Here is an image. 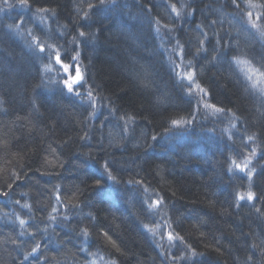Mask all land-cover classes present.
Wrapping results in <instances>:
<instances>
[{"label":"trees","instance_id":"1","mask_svg":"<svg viewBox=\"0 0 264 264\" xmlns=\"http://www.w3.org/2000/svg\"><path fill=\"white\" fill-rule=\"evenodd\" d=\"M237 3L0 0V264H264V100L232 61L264 57V0ZM57 51L63 63L79 53L82 95L64 88Z\"/></svg>","mask_w":264,"mask_h":264},{"label":"rangeland","instance_id":"2","mask_svg":"<svg viewBox=\"0 0 264 264\" xmlns=\"http://www.w3.org/2000/svg\"><path fill=\"white\" fill-rule=\"evenodd\" d=\"M188 12H185L184 15H187ZM242 22V20H241ZM199 32V31H198ZM258 32L261 34L262 32H264V30L259 29ZM235 34V33H234ZM256 35L258 33H255ZM172 35V34H171ZM175 35V34H173ZM169 39V37L167 38ZM261 39L264 42V36L261 35ZM167 42V40H166ZM168 43V42H167ZM215 45V44H214ZM232 45H234L232 43ZM182 46V44H181ZM168 57L170 59V61L172 60V63L176 66H174V68L176 69L178 76L181 77V80H184L189 86H188V92L193 95V97L195 98L198 108L200 110V112L203 113V115H206L207 117H213L215 119H217L218 116L221 115L220 111H216L213 110L212 108H210L208 106V103L205 102V99H202V93L204 92V88L202 86H197L195 84V80H194V72L193 69L190 66H187V68H185V66H183L181 60H182V53H180L177 49H175L174 47H172L171 45L168 46ZM182 48L185 49V46ZM218 46L215 47V49L217 50ZM190 52V51H189ZM187 52V53H189ZM185 53V52H184ZM219 53V52H218ZM190 54L195 58L197 55L194 52H190ZM191 59H186L185 61H189ZM231 59H228V61H230ZM236 60V59H234ZM239 65L236 66L237 68V75L240 76V78L250 86V88L252 89V92L254 94L257 95V97H259L260 99L262 98L264 100V67L256 65L253 66L254 64L250 62V58L248 57H242L239 59ZM71 63V62H70ZM235 63V62H234ZM54 64H55V69L57 71V75L63 76L64 79H62V83L64 85V88L66 89V91L68 92L67 87L64 84V80L68 79L69 76H74L75 75V65L72 67V69L70 70V72L65 73L63 68L61 67V65L56 63V60H54ZM192 64V63H191ZM76 65H78L77 61H76ZM189 65V64H188ZM236 65V64H235ZM79 66V65H78ZM80 68V67H79ZM81 71V68H80ZM191 73L192 74V79L189 80L187 79V75ZM81 83V82H80ZM80 83H78L76 86H74V91L71 94L77 95L76 93L78 92L77 89L80 87ZM79 86V87H78ZM201 89H203V91H201ZM81 93V92H79ZM201 99V100H200ZM223 132L225 133H229L231 134V131L227 130H223ZM241 168H243L245 171L246 168L248 167L247 163H242L240 164ZM247 165V167L245 168L244 166ZM235 167V165L233 166ZM156 202V201H155ZM154 206L152 207V209H155V227L157 230V232H163L164 237L162 239H158L160 241H163L165 244H167L170 239H169V234H167V230L166 227L164 225V221L162 216L160 215L158 208H159V203L153 204ZM162 230V231H161ZM155 233V235H158V238L160 237V235L158 233ZM87 264H108L106 262H102L98 257H92Z\"/></svg>","mask_w":264,"mask_h":264},{"label":"snow or ice","instance_id":"3","mask_svg":"<svg viewBox=\"0 0 264 264\" xmlns=\"http://www.w3.org/2000/svg\"><path fill=\"white\" fill-rule=\"evenodd\" d=\"M104 2H105V0H101V3H104ZM18 3H19L20 6H29V0H18ZM232 3H233L234 5H236L237 8L240 7V5L237 3V0H232ZM9 6H11V5H9ZM88 7H89V8H93L94 5L89 4ZM171 7H172V11L175 12V13L177 14V16H179V15H180V12H179V10L176 8V5L173 4V5H171ZM37 11H38V12H46V11H48V9H37ZM247 15H248V17H249V21H248V22H249V24L251 25V27H252V28H258V25H257V24L251 19V17H252V13H251V12H248ZM262 18H264V17H258V19H262ZM79 35H80V36H84L85 33H84L83 31H81V32L79 33ZM261 35L264 36V32H262ZM35 41H36V37H33V42H35ZM218 43H219V41H218ZM203 44H204V41L201 40V41H200V45L203 46ZM48 47H49V49L51 50V47H52V46L49 45ZM40 50H41V52H43V51H44V47L41 46V49H40ZM197 51H198V52L201 51V48H198ZM50 56H51V52H49V57H50ZM78 56H79V53H77L76 56H73V57L71 58V63H63L60 52H59V51L56 52V57H55L56 63L59 64V65H61V67L63 68V70H64L65 73L70 72V70L72 69V67L75 65V75H74V76H69L68 79L64 80V84H65V86L67 87L69 93H72V92L74 91V86H76L78 83H80V82L83 81V75H82V73H81V71H80V68H79L78 65H76V60H77V57H78ZM217 58H218V57H214V59H217ZM234 59H235V58H234ZM236 62L239 63L240 61H239L238 59H236ZM229 63L231 64L232 61H229ZM262 66H264V65H262ZM44 67H45V69H48V68L51 67V64L45 65ZM262 75H264V74H262ZM187 79H189V80L192 79V74H191V73H189V74L187 75ZM201 91H203V89H201ZM76 94H77V95H82V93H79V92H77ZM92 96H93L92 92L89 91V92H88V98H89L90 102L92 103V105H93V107H94V106H95V101H94V99H92ZM213 107H214V106H213ZM171 123H172L173 125H181L182 123H184V121H181V120H172ZM187 123H191V121H188ZM165 131H168V129H166ZM247 139H248L249 141H251V140L253 139V137L249 136V137H247ZM253 153H255V149H253ZM235 167L238 168V169H241L242 171L244 170L243 168H241V165H240V164H235ZM244 167L246 168L247 165H245ZM231 170H232V169H231V167H230V168H229V171H231ZM247 175H248L249 177H251V176H252V172H248ZM108 179H110V180H114L115 177H113V176H111V175L109 174ZM100 183H101L100 180H96V181H95V184H96V185H99ZM245 195H246V197H247L248 200H252V199H253V196H254V193H252L251 191H249V192L246 193ZM243 198H244V196H238V199H243ZM153 203L156 204V203H159V202L156 201V202H153ZM24 207H28V206H27V205H24ZM149 207H152V205H149ZM53 211H55V209H53ZM257 211H259V209H257ZM17 219H19V217H18ZM19 223H20V225H21L22 227L25 225V221H24L23 219H19ZM87 234H88V233H87V230L85 229V230H84V235H87ZM21 235H23V233H21ZM172 238H173L172 235L169 234V239L171 240ZM178 238L181 239V240L183 239L182 237H178ZM39 247H40L39 244H37L35 247H33V248H32V253H36L37 250L39 249ZM252 247L255 248L256 245L253 244ZM261 251L264 252V248H262ZM27 255H28V254H26L25 259H27ZM193 255H195L194 252H193ZM249 259H251V257H249ZM112 264H115V261H113Z\"/></svg>","mask_w":264,"mask_h":264},{"label":"bare ground","instance_id":"4","mask_svg":"<svg viewBox=\"0 0 264 264\" xmlns=\"http://www.w3.org/2000/svg\"><path fill=\"white\" fill-rule=\"evenodd\" d=\"M224 36V35H223ZM230 37V36H229ZM250 40V39H249ZM251 42H252V40H250ZM220 42H221V40H220ZM224 44V43H223ZM225 44H226V46H224V48H223V52L225 53H229V52H231L232 50H234L233 49V46H232V44H231V42H230V40L229 39H227L226 40V42H225ZM233 62H235L234 64H236V66H238L239 65V63H237L236 62V60H232ZM250 62H251V64L253 63L254 65L253 66H256L257 64L260 66V65H264V57H262V55H258V54H255L254 56H253V59L251 58L250 59ZM245 81V80H244ZM247 82V81H246ZM248 83V82H247Z\"/></svg>","mask_w":264,"mask_h":264}]
</instances>
